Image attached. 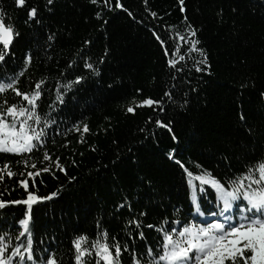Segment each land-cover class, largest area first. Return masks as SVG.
<instances>
[{
	"label": "trees",
	"instance_id": "1",
	"mask_svg": "<svg viewBox=\"0 0 264 264\" xmlns=\"http://www.w3.org/2000/svg\"><path fill=\"white\" fill-rule=\"evenodd\" d=\"M121 3L135 19L120 9L109 11L102 0L99 7L89 0H55L51 11L45 7L46 0H28L29 7H38V18L42 21L29 26L25 24L26 13L15 9L12 0H0V7L6 9L21 33L11 46L14 57L8 58L7 72L23 67V56L31 48L32 62L18 87L28 90V77L33 82L44 76L53 78L42 97L41 112L47 111V105L54 99L55 78H59L60 70L81 49L84 40L92 41L86 46V54L93 62H98L108 50L104 63L98 65L101 76H89L68 93L66 105L60 106V119L69 128L76 121L81 122V131L84 124L88 125L90 131L83 135L84 142L78 143L79 132L70 131L66 137L54 136L55 144L50 135L46 145L53 160L60 157L67 176L53 166L55 175L48 172L36 178L40 194L52 191L60 194L33 206L34 242L40 247L51 244L58 253L63 252V264H73L70 241L76 234H86L89 244L103 230L108 232L109 243L112 236L121 243L127 239L124 228L130 213L127 207L116 211L125 195L133 203L132 215L147 211L144 225L158 224L163 219L161 203L167 204L169 199L177 203L183 192L182 169L168 159L171 149H176V159L194 173L198 171L195 164L199 163L218 178L243 171L264 149V103L258 98V93L264 91V0H185L184 14L179 11L178 0H148L147 8L155 11L157 18L145 11L144 0H121ZM112 4L114 7L115 0ZM97 11H102V20L95 19ZM185 14L198 29L199 47L206 50L211 68L210 73H197L191 69L192 60L186 59L178 66L187 64V67L173 81L163 50L150 29L157 28L172 50L175 32H184ZM104 19L108 21L106 30L101 28ZM49 33L56 34L51 49L47 48ZM187 47L182 45L181 54ZM192 55L199 59L197 54ZM2 73L4 67L0 66ZM75 74H87L82 62L76 70L69 71L68 78L73 79ZM173 84V97L181 103L184 98L189 100L182 110L166 102V114H161L165 121H174L178 144L166 130L146 123L149 116H157L152 108H137L134 114L126 112L129 104L145 97L161 98ZM241 84L247 86L242 95ZM137 89H142V93ZM7 97L10 102L18 99L10 92ZM241 110L246 122L240 120ZM142 128L144 132L140 131ZM65 139L68 147L63 146ZM31 155L37 168L44 167L39 163L43 150ZM19 159L13 154H0V165L11 161L13 169L19 172L23 167L16 164ZM71 176L77 179L69 182ZM19 178H6L0 184V192L5 186L10 190L3 199L23 198L19 186L11 191ZM148 180L152 181L151 186ZM25 211L24 205L0 209V227L7 230L14 224L13 218L18 221ZM143 231L154 246L158 235L155 229L144 227ZM125 264H130V260Z\"/></svg>",
	"mask_w": 264,
	"mask_h": 264
},
{
	"label": "snow or ice",
	"instance_id": "2",
	"mask_svg": "<svg viewBox=\"0 0 264 264\" xmlns=\"http://www.w3.org/2000/svg\"><path fill=\"white\" fill-rule=\"evenodd\" d=\"M54 2L55 0H46L45 7L48 11H51L50 6ZM100 2L101 0H89V3L98 7ZM102 2L109 11L120 9L135 19L133 13L121 3V0H115L114 7L112 0H102ZM144 3L145 11L150 12L151 17L157 18L158 14L147 8L148 0H144ZM178 3L179 11L182 14L186 13L185 0H178ZM12 4L15 9L26 13L25 24L30 26L32 23L38 25L42 23L38 18V7H29L28 0H12ZM95 19L98 21L103 19L102 11L95 13ZM107 23L108 21L104 19L101 28L106 30ZM182 23L185 25L184 32L183 34L175 32L176 42L172 50L162 39L157 28L150 29L163 50L173 81L187 67V64L183 67L178 66L186 59L192 60L191 69L197 73H210L211 68L206 50L199 47L198 29L189 21L186 14L183 16ZM20 37L21 33L16 23L6 9L0 7V66L4 67V73L0 74V154L21 157L16 164L23 166L17 172L13 169L11 161H4L0 165V184H4L6 178L11 180L19 176L11 191H14L16 186L23 189V198L5 200L2 198L4 193L10 194V190L5 186L3 192H0V209H5L9 205L26 207L23 217L18 221L13 218L14 224L9 225L7 230L0 227V264H63L65 255L63 252L58 253L51 244L40 247L34 242L31 227L33 206L52 200L60 194L59 191H52L46 195L40 194L36 178L48 172L55 175L53 166L56 171L67 176V169L61 164L60 157L56 156L53 160L46 145L50 135L52 143L55 144L54 136L66 137L70 131L79 132L81 139L78 143L84 142L83 135L90 131L88 125L84 124L81 131V122L76 121L69 128L67 123L60 119L62 111L60 106L66 105L68 93L89 76H101L98 65L104 63L108 50L105 49V54L99 58L98 62H93L86 54V46H90L92 41L84 40L81 49H78L68 60L66 67L60 70L59 78H55L54 99L47 105V111L41 112L42 97L53 78L44 76L33 82L32 78L28 77V90H21L18 87L21 77L25 76L31 65L32 49L29 48L25 52L23 67L13 73L7 72L8 58L14 57L11 46ZM169 38L172 39L171 36ZM55 39V33L47 35L48 49L52 48ZM182 45L188 46L184 54H181ZM193 53L197 54L199 59L194 58ZM81 62L87 74H75L73 79H69V71L76 70ZM111 87L112 85H109V88ZM246 87L245 84H241V95ZM174 88V84L172 88H166L159 99L149 96L135 104H129L126 112L134 114L137 108H152L157 116H149L146 123H154L158 129L166 130L171 134L173 142L178 144L174 121L172 119L165 121L161 115L166 114V102H171L181 110L185 109L189 103L187 98H184L182 103L178 102L172 94ZM9 92L14 98H18L15 102H10L8 99ZM137 92L142 93V89H137ZM258 98L264 103V91L258 93ZM240 107L243 108L242 102ZM240 120L246 122L242 110ZM248 130L251 132V129ZM140 131L144 132L145 129L142 128ZM68 144L69 142L65 139L63 146L68 147ZM40 150H43V158L39 163L44 164V167L37 168V162L31 154ZM92 150L95 151V149ZM175 153L176 149H171L168 159L174 160L182 169L183 192L177 203H173L171 199L167 204L161 203L165 213L163 219L158 224L144 225L143 218L147 217V211H139L132 215L133 203L125 195L116 205V211L119 212L127 207L130 213L124 228L127 239L121 243L116 236H112V242L109 243L108 232L103 230L98 231L96 238L89 244V237L86 234H76L70 241L73 264H90L93 260L95 264H125L126 260H130V264H264V149L257 155L256 160L245 165L243 171L233 175L225 173L219 178L199 163L195 164L198 171L194 173L176 159ZM72 164H76L74 159ZM229 171H232L230 165ZM68 179L71 182L77 177L71 176ZM41 183H43L42 180ZM147 183L149 186L152 185L151 180ZM62 188L63 185H61ZM169 208H171L170 215ZM97 225L99 229V221ZM144 227L155 229L158 234L154 246L146 240ZM137 236L139 244H137ZM129 241H132L131 245Z\"/></svg>",
	"mask_w": 264,
	"mask_h": 264
},
{
	"label": "rangeland",
	"instance_id": "3",
	"mask_svg": "<svg viewBox=\"0 0 264 264\" xmlns=\"http://www.w3.org/2000/svg\"><path fill=\"white\" fill-rule=\"evenodd\" d=\"M133 103H135V102H133Z\"/></svg>",
	"mask_w": 264,
	"mask_h": 264
}]
</instances>
